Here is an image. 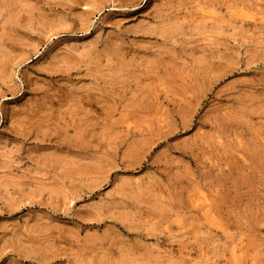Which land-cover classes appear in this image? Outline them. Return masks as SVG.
Listing matches in <instances>:
<instances>
[{
	"label": "rangeland",
	"instance_id": "rangeland-1",
	"mask_svg": "<svg viewBox=\"0 0 264 264\" xmlns=\"http://www.w3.org/2000/svg\"><path fill=\"white\" fill-rule=\"evenodd\" d=\"M0 264H264V0H0Z\"/></svg>",
	"mask_w": 264,
	"mask_h": 264
}]
</instances>
